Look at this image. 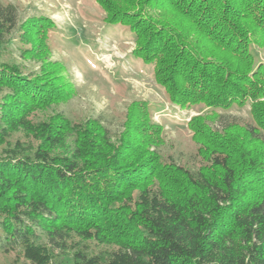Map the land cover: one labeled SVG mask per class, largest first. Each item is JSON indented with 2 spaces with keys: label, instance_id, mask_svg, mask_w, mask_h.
I'll list each match as a JSON object with an SVG mask.
<instances>
[{
  "label": "trees",
  "instance_id": "obj_1",
  "mask_svg": "<svg viewBox=\"0 0 264 264\" xmlns=\"http://www.w3.org/2000/svg\"><path fill=\"white\" fill-rule=\"evenodd\" d=\"M95 2L133 34L132 56L171 104L211 110L186 123L194 161L164 157L143 100L116 131L59 112L33 121L76 88L50 59L54 22L0 1V256L58 264L72 247L66 264H264V63L251 53H264V0ZM14 47L37 71L2 60ZM247 103L249 123L215 111ZM19 132L27 144L10 143ZM88 241L108 249L89 255Z\"/></svg>",
  "mask_w": 264,
  "mask_h": 264
},
{
  "label": "rangeland",
  "instance_id": "obj_2",
  "mask_svg": "<svg viewBox=\"0 0 264 264\" xmlns=\"http://www.w3.org/2000/svg\"><path fill=\"white\" fill-rule=\"evenodd\" d=\"M17 6L19 18L45 16L55 28L49 32L47 44L50 59L65 67V74L76 88V94L66 103L52 105L36 112L32 118L38 122L53 113H62L73 121L87 117L100 119L111 131L119 129L127 106L133 100L148 103L152 120L163 126L165 145L162 154L170 155L184 165L192 166L196 146L186 123L197 114L211 110L203 105L180 109L171 104L164 90L155 83L152 65H146L131 54L134 36L127 28L111 26L103 22L104 13L95 0H0ZM251 53L257 63H264V53L254 45ZM3 61L21 64L24 71H37L38 64L22 60L16 48L2 58ZM223 116L242 123L251 122L249 104L232 106L227 110H215ZM218 125V123H216ZM11 144L19 140L29 142L22 133H14L8 139ZM78 239L71 238L69 246ZM86 245V252L93 255L106 247L93 241ZM72 247L67 253H57L58 264L71 260ZM83 249H85L83 247ZM0 264H27L14 254L0 256Z\"/></svg>",
  "mask_w": 264,
  "mask_h": 264
}]
</instances>
